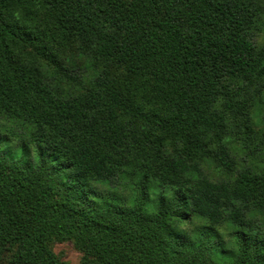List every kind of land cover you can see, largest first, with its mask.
<instances>
[{
	"label": "trees",
	"instance_id": "obj_1",
	"mask_svg": "<svg viewBox=\"0 0 264 264\" xmlns=\"http://www.w3.org/2000/svg\"><path fill=\"white\" fill-rule=\"evenodd\" d=\"M262 21L264 0H0V261L67 264L49 244L72 240L80 264H264Z\"/></svg>",
	"mask_w": 264,
	"mask_h": 264
},
{
	"label": "rangeland",
	"instance_id": "obj_2",
	"mask_svg": "<svg viewBox=\"0 0 264 264\" xmlns=\"http://www.w3.org/2000/svg\"><path fill=\"white\" fill-rule=\"evenodd\" d=\"M70 64L78 65L80 67L86 68V76L92 77L95 73L99 72L102 68L100 63L96 62L93 56L87 55H77L76 52L72 53L68 58ZM108 74L112 79L119 72L112 68H107ZM89 85V82H85ZM121 86V85H119ZM254 128H261L264 126V88L261 90V95L257 98L256 105L254 106ZM214 169V170H213ZM209 171H217V168H209ZM51 250L54 252L58 260L64 261L67 264H80L82 260V251L75 245L72 240L58 241L52 240L49 244ZM9 252H6L1 258L0 264L7 261Z\"/></svg>",
	"mask_w": 264,
	"mask_h": 264
},
{
	"label": "clouds",
	"instance_id": "obj_3",
	"mask_svg": "<svg viewBox=\"0 0 264 264\" xmlns=\"http://www.w3.org/2000/svg\"><path fill=\"white\" fill-rule=\"evenodd\" d=\"M255 47H256L257 50H260L262 47H264V21L261 22V28H260L259 33L257 34ZM178 227L181 230H186L189 227H192V225L189 224V222H187V221H181L179 223Z\"/></svg>",
	"mask_w": 264,
	"mask_h": 264
}]
</instances>
